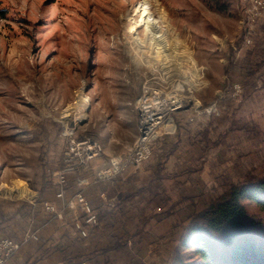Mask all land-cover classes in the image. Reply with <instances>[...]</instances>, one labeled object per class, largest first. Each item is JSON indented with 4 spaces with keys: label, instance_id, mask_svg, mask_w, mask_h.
Here are the masks:
<instances>
[{
    "label": "rangeland",
    "instance_id": "1",
    "mask_svg": "<svg viewBox=\"0 0 264 264\" xmlns=\"http://www.w3.org/2000/svg\"><path fill=\"white\" fill-rule=\"evenodd\" d=\"M141 1L0 0V195L25 199L29 194L5 193L4 184L19 183L31 193L32 184L45 178L64 187L100 161L98 181L111 157L134 148L137 134L127 136L119 106L137 114L139 124L136 102L145 86L168 95L178 86L187 100L185 109L170 114L174 128L154 140L148 159L117 175L124 177L114 201L119 209L96 226L100 253L109 248L111 254L100 264H172L184 226L198 209L249 175L264 176V11L250 20L242 0H228V12L211 0H150L184 57L175 53L184 67L177 64L181 74L169 80L159 62L155 70L143 63L144 51L129 34L134 29L127 32L143 14ZM140 32L144 37V25ZM234 84L241 93L235 95ZM86 137L103 145V155L59 183L69 142ZM42 202L53 205L56 221L68 224L64 209ZM244 203L260 212L254 202ZM187 258L198 256L190 250Z\"/></svg>",
    "mask_w": 264,
    "mask_h": 264
},
{
    "label": "crops",
    "instance_id": "2",
    "mask_svg": "<svg viewBox=\"0 0 264 264\" xmlns=\"http://www.w3.org/2000/svg\"><path fill=\"white\" fill-rule=\"evenodd\" d=\"M118 115L119 123L130 127L127 136L135 138L138 132L137 114L121 105ZM172 122V119L168 122L170 129L174 128ZM102 140L104 143L108 142L107 138ZM99 164L100 161L85 174L72 175L64 187L45 178L32 184L34 190L31 193L27 190L26 194L29 196L25 199H8L0 195V238H13L18 247L11 260L13 264H100L103 257L106 263L109 262L110 249L104 255L100 253L104 247L100 239L101 230L88 226L92 236H81L73 220L82 218L84 211L81 208L71 210L67 206L72 193L83 191L99 213L100 220L108 218V215L119 209L114 201L118 197L117 188L124 177L116 176L102 182L94 180ZM85 175H89V178ZM8 176H11L10 173ZM44 200L54 202L57 207L65 210L67 225L54 219L55 215L44 208ZM29 233H35L36 237L25 241Z\"/></svg>",
    "mask_w": 264,
    "mask_h": 264
},
{
    "label": "trees",
    "instance_id": "3",
    "mask_svg": "<svg viewBox=\"0 0 264 264\" xmlns=\"http://www.w3.org/2000/svg\"><path fill=\"white\" fill-rule=\"evenodd\" d=\"M211 1L228 12V0ZM245 200L260 212L251 213ZM190 250L197 261L187 258ZM172 264H264V176L249 175L198 209L184 226Z\"/></svg>",
    "mask_w": 264,
    "mask_h": 264
},
{
    "label": "built area",
    "instance_id": "4",
    "mask_svg": "<svg viewBox=\"0 0 264 264\" xmlns=\"http://www.w3.org/2000/svg\"><path fill=\"white\" fill-rule=\"evenodd\" d=\"M246 6V12L250 20H256L264 11V0H242ZM235 95L241 93L242 86L234 84ZM178 86L174 88L170 94H161L152 88L145 86L142 96L136 102V109L139 114V124L137 136L134 142V148L122 156H113L110 159L108 166L99 169L97 173V180L105 181L116 177L123 172L129 164H141L151 155L152 143L160 135L170 131L168 122L173 117L170 116L172 112L179 111L186 108L187 100L179 95ZM196 110L200 109L201 105L198 103L190 104ZM213 105L210 109L213 110ZM149 108L158 109V115L147 117L146 111ZM210 109H207L209 111ZM173 120V119H172ZM148 123L144 127L148 130H143V124ZM173 123V122H172ZM66 150L67 166L65 169L58 172L59 183L65 184L67 181V174L71 171L87 169L91 164L100 158L104 153L103 145L93 138L86 137L80 139H71ZM46 210L53 212V205L49 202L44 204ZM70 208H82L84 210V220H76L74 225L79 230L81 236L87 237L89 229L87 226L94 228L98 226L99 214L92 206L86 195L82 191L76 192L68 201ZM57 216L63 217L60 212H54ZM35 233H29L25 237V241L35 238ZM17 244L13 238L3 236L0 238V264H13L12 258L17 253Z\"/></svg>",
    "mask_w": 264,
    "mask_h": 264
},
{
    "label": "bare ground",
    "instance_id": "5",
    "mask_svg": "<svg viewBox=\"0 0 264 264\" xmlns=\"http://www.w3.org/2000/svg\"><path fill=\"white\" fill-rule=\"evenodd\" d=\"M138 6L142 10L143 14H142L139 22H138V20H134V21L129 22L130 23V30L127 29V32L129 33L130 31H133V29H134V32L129 33V34H131L133 36V33H134V35H136L135 40L139 44V47L144 51V53L141 55L142 56L141 60L143 61V63H146L151 67L154 65L152 67V69L155 70L154 67H156V62H159L160 64H158V65H160V71H162L164 73L166 78H168L169 80L170 79L172 80V78H173L172 76L174 74H177V72L179 74V71L181 69V68H179V66L182 64L181 63V61L183 60L182 58H184L181 55L182 53L179 55L178 51H179L180 47H179V45H177V43L174 41V39H172L170 37L169 29H168V22L163 19V15H162L158 5L154 1L143 0L140 2V4ZM141 25L145 26L144 37L141 36V32H140V26ZM145 48H147L146 52L150 51V54L149 53L147 54L145 52ZM180 50H182V49H180ZM175 53L178 57L182 56V58H180V62H179L180 64L175 62L176 61L175 57H174ZM184 54L187 58H189L187 56V54H188L187 52ZM191 60H192L193 64H195V65L197 64L196 63L197 61H195V59L191 58ZM187 62H189V61L187 60ZM177 64L179 66H177ZM196 66H198V65H196ZM180 67L183 68L184 65L182 64V66H180ZM156 70H157V68H156ZM181 71H180V74H181ZM193 74H190V75H193ZM194 78H196V77H194ZM78 98H80L79 99L80 102H82L86 108L88 103H89L88 96H86L81 91ZM87 109H88V107L86 108V110ZM86 110L81 114V117H80L83 120H85L86 117L88 116V113ZM158 111H159L158 109L149 108L145 114V115H147L148 118H146L144 120H148V119H150L149 117L160 114ZM64 113H65V118H67V116L70 113V110L69 111L67 110ZM147 124L148 123L143 124V130L144 131L148 130L147 128L144 127ZM138 131H139V129H138ZM4 186L5 187L2 188L3 191L6 193H9V194L17 193L19 195H23V194L27 193V188H25V186L22 187L21 185H19V183L14 187L6 185V184H4Z\"/></svg>",
    "mask_w": 264,
    "mask_h": 264
}]
</instances>
